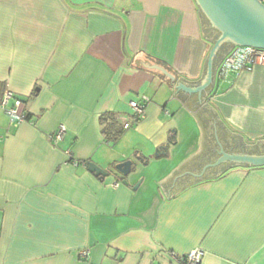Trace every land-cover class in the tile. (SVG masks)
<instances>
[{
    "label": "crops",
    "instance_id": "crops-1",
    "mask_svg": "<svg viewBox=\"0 0 264 264\" xmlns=\"http://www.w3.org/2000/svg\"><path fill=\"white\" fill-rule=\"evenodd\" d=\"M219 37L195 0H0V101L7 87L30 115L0 111V264H179L169 252L198 249L200 264H264V167L206 168L264 156V66L217 86L223 45L207 86L177 88L207 81ZM145 96L108 141L101 117Z\"/></svg>",
    "mask_w": 264,
    "mask_h": 264
},
{
    "label": "water",
    "instance_id": "water-1",
    "mask_svg": "<svg viewBox=\"0 0 264 264\" xmlns=\"http://www.w3.org/2000/svg\"><path fill=\"white\" fill-rule=\"evenodd\" d=\"M195 1L207 20L215 29L219 31L220 37L216 41L213 52L209 58L207 81L199 89H186L180 83L177 85V88L186 90L188 92L202 90L210 83L212 57L215 52L223 45H229L231 49L238 46L264 49V4L260 0ZM150 68L154 71L162 73L172 82L175 81V77L165 68L159 65H153ZM219 83L220 81L217 80V86L219 85ZM161 150L162 149H159L158 151ZM158 151L155 156H158ZM223 154V157L217 163L207 166L206 168H209L223 161H230L235 163L237 166L242 167H264V156H255L248 154L229 155L225 154L224 152ZM137 160L142 164H146V159L144 157H138ZM115 169L120 174H122L123 177H128L134 169V162L132 160H128L116 165ZM89 170L92 173L96 174V176L101 178H106L109 175L106 171L102 170L93 163H89ZM203 173L201 175L191 173L187 174L202 176Z\"/></svg>",
    "mask_w": 264,
    "mask_h": 264
},
{
    "label": "built area",
    "instance_id": "built-area-1",
    "mask_svg": "<svg viewBox=\"0 0 264 264\" xmlns=\"http://www.w3.org/2000/svg\"><path fill=\"white\" fill-rule=\"evenodd\" d=\"M260 1L264 4V0ZM258 65L264 66V49L238 46L233 48L224 58L218 68L217 78L219 81H224L233 73L242 71L252 72ZM149 103L150 99L146 96L140 102H130L129 106L133 112L132 115L127 118L118 119L124 131L134 128L144 118ZM0 111L8 115L14 126H19L22 123L30 121V115L26 110L24 101L18 98L7 87L4 89L3 97L0 101ZM69 131V127L60 125L48 139L54 146H57L63 141ZM2 139L3 137L0 136V142ZM113 186L119 187V182H114ZM204 254V251L201 249L191 251L186 255H176L173 252L168 253L179 264H200ZM88 256V249L80 253L81 258L86 259Z\"/></svg>",
    "mask_w": 264,
    "mask_h": 264
},
{
    "label": "trees",
    "instance_id": "trees-1",
    "mask_svg": "<svg viewBox=\"0 0 264 264\" xmlns=\"http://www.w3.org/2000/svg\"><path fill=\"white\" fill-rule=\"evenodd\" d=\"M161 77H164L161 75ZM101 122L104 125V134L108 141L116 142L124 132L123 127L117 117L112 114L103 115ZM171 143H173L171 141Z\"/></svg>",
    "mask_w": 264,
    "mask_h": 264
}]
</instances>
